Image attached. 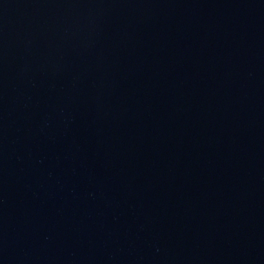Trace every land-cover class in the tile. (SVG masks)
<instances>
[{
    "label": "water",
    "instance_id": "95a60500",
    "mask_svg": "<svg viewBox=\"0 0 264 264\" xmlns=\"http://www.w3.org/2000/svg\"><path fill=\"white\" fill-rule=\"evenodd\" d=\"M0 264H264V0H0Z\"/></svg>",
    "mask_w": 264,
    "mask_h": 264
}]
</instances>
